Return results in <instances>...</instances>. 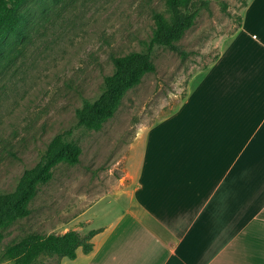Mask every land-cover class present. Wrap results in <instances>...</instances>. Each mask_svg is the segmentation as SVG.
I'll list each match as a JSON object with an SVG mask.
<instances>
[{
  "label": "rangeland",
  "instance_id": "obj_1",
  "mask_svg": "<svg viewBox=\"0 0 264 264\" xmlns=\"http://www.w3.org/2000/svg\"><path fill=\"white\" fill-rule=\"evenodd\" d=\"M208 1L178 41L179 50L154 46L156 71L128 91L99 130L80 125L79 110L104 90L106 76L115 70L114 55L148 48L154 11L170 16L166 0H27L21 6L23 34L11 35L0 52V193L16 187L58 133L79 144L82 153L80 162L54 168L28 216L1 229L0 264H15L7 250L29 234L72 229L73 216L121 183L137 129L180 105L190 77L215 60L219 40L235 31L250 0ZM97 207L90 204L77 219L93 217ZM32 264H62V258L43 253Z\"/></svg>",
  "mask_w": 264,
  "mask_h": 264
},
{
  "label": "crops",
  "instance_id": "obj_2",
  "mask_svg": "<svg viewBox=\"0 0 264 264\" xmlns=\"http://www.w3.org/2000/svg\"><path fill=\"white\" fill-rule=\"evenodd\" d=\"M241 16L180 105L137 129L93 217L73 216L98 231L72 264H264V0Z\"/></svg>",
  "mask_w": 264,
  "mask_h": 264
},
{
  "label": "trees",
  "instance_id": "obj_3",
  "mask_svg": "<svg viewBox=\"0 0 264 264\" xmlns=\"http://www.w3.org/2000/svg\"><path fill=\"white\" fill-rule=\"evenodd\" d=\"M27 0H0V52L11 35L18 38L23 34V13L21 6ZM170 16L162 10L154 11L156 29L146 50L133 51L124 55H114L115 70L106 76L105 88L94 101H87L79 110V124L92 129H101L121 106L129 90L140 84L144 76L156 71L153 59L155 45H164L179 50L180 41L196 21L200 11L209 6L208 0H166ZM242 16H240V23ZM8 56L7 53H5ZM219 56V53L216 57ZM208 66V65H207ZM205 66V67H207ZM82 147L66 140L64 133H58L47 145L41 159L28 167L20 177L16 187L0 193V234L1 229L31 213V202L39 186L49 182L54 168L67 162H80ZM97 229L82 233L70 229L64 233H32L7 250V256L15 264H32L43 253H51L72 259L78 256V249L90 252L94 248L93 236Z\"/></svg>",
  "mask_w": 264,
  "mask_h": 264
}]
</instances>
